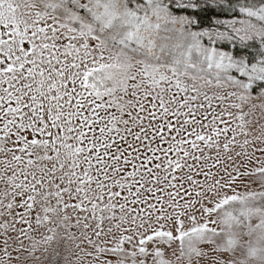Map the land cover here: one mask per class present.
Returning <instances> with one entry per match:
<instances>
[{"label":"snow or ice","instance_id":"obj_1","mask_svg":"<svg viewBox=\"0 0 264 264\" xmlns=\"http://www.w3.org/2000/svg\"><path fill=\"white\" fill-rule=\"evenodd\" d=\"M0 264H264V0H0Z\"/></svg>","mask_w":264,"mask_h":264}]
</instances>
